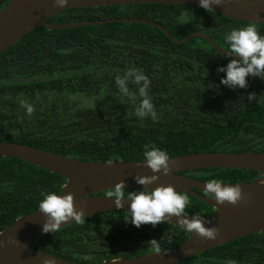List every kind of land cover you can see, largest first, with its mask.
Listing matches in <instances>:
<instances>
[{"label":"trees","instance_id":"obj_1","mask_svg":"<svg viewBox=\"0 0 264 264\" xmlns=\"http://www.w3.org/2000/svg\"><path fill=\"white\" fill-rule=\"evenodd\" d=\"M8 0H0V8ZM188 13V14H186ZM138 17L158 23L180 39L207 34L228 49L224 35L244 22L192 5L144 3L72 8L47 23ZM264 35V24H256ZM232 58L194 37L174 43L159 29L112 21L62 29L36 26L0 52V140L30 145L79 160H143L145 144L169 157L189 152H264V80L249 77L246 89L220 83L218 72ZM141 69L158 115H135L138 86L128 81L135 101L122 94L116 76ZM256 94L249 102L247 95ZM21 101L35 108L28 116ZM199 180L250 181L249 169L204 168L179 172ZM65 178L12 157L0 156V230L38 208L42 193L60 191ZM107 190L98 193L105 194ZM133 191V189H126ZM199 194L205 195L196 190ZM189 216H208L210 205L189 194ZM122 210L66 223L30 248L63 259L95 263L130 258L182 243L189 235L166 222L137 228ZM264 264V231L241 236L172 264ZM171 264V263H170Z\"/></svg>","mask_w":264,"mask_h":264},{"label":"water","instance_id":"obj_2","mask_svg":"<svg viewBox=\"0 0 264 264\" xmlns=\"http://www.w3.org/2000/svg\"><path fill=\"white\" fill-rule=\"evenodd\" d=\"M144 3L200 7L199 0H68L67 5L63 8L53 7V0H8L0 8V52L36 26L62 29L119 21L155 27L177 44L185 43L194 37H200L218 53L229 57L226 53L228 49L218 46L203 32H193L177 39L163 26L144 18H106L59 24L45 22L50 16L72 8ZM212 7V11L232 19L264 24V0H224L222 5H213ZM229 58L238 57L231 56ZM0 156L16 158L61 175L65 178V182L58 194L73 193L77 210L83 208L85 216L110 210L126 211L130 207V201H123V208L117 209L114 198H106L105 194L98 193L114 187L115 183L120 180L125 181L126 189L141 190L143 186L136 183L135 175H153L143 160L124 161L118 159L113 160L114 163L108 166L105 164L106 161L73 159L30 145L4 140H0ZM169 163L172 166L170 174H158L159 180L149 187L155 188L159 184H172L178 191L187 192L210 205L213 211L208 216H204L205 220L209 221L205 226H215L220 230L217 239L203 240L188 232V237L182 243L169 249H163L166 252L160 254H156L152 250L130 258H113L95 263L76 262L29 247L50 233L42 231L46 218L37 208L17 217L11 224L0 230V241L3 242V246L0 247V264H44L45 260L51 261V264H170L186 260L202 251L238 237L264 231V152H189L171 156ZM204 168L249 169L257 171L259 176L250 181L224 182L226 185L233 186L239 184L243 189L247 203L242 201L235 206L228 203L217 205L212 197L196 192L197 190L204 194L205 184L210 180H199L179 173ZM167 222L178 226L177 218L174 216L171 221ZM10 237L16 239L17 243H8Z\"/></svg>","mask_w":264,"mask_h":264},{"label":"clouds","instance_id":"obj_3","mask_svg":"<svg viewBox=\"0 0 264 264\" xmlns=\"http://www.w3.org/2000/svg\"><path fill=\"white\" fill-rule=\"evenodd\" d=\"M68 0H53V7L63 8ZM224 0H199V6L205 11L213 10V5L220 6ZM224 39L229 46L226 52L229 57L236 56L229 60L225 67H218V72L226 75L221 78L220 83L230 89H246L248 87L249 77H259L264 80V35H261L256 23H249L246 26L233 28L224 35ZM131 80L138 86V95L140 102L135 107V115L138 118L158 119L155 105L149 93V78L141 69H128L122 76H116V85L122 94L135 101L136 93L129 90L127 84ZM256 99L255 93L247 95L249 102ZM26 109V114L31 116L35 112L33 105L26 101H21ZM169 154L155 144H145L143 152V163L151 170L153 175L136 174L134 179L136 183L142 185L141 190L126 191L124 180L115 183L114 187L108 188L106 198H114V204L117 209L123 208V201H130V207L125 211L127 213L125 222H131L137 228L142 225H151L156 227L161 223L171 221L174 216L177 218V225L184 231L195 234L203 240H215L220 235V230L213 227H206L205 217L197 213L189 218L188 207L191 204L189 194L184 191H178L172 184H159L155 188L149 187L159 180L158 174L169 175L171 164L169 163ZM113 160L106 161V165L111 166ZM205 196L215 199L217 205L225 203L233 206L242 201L247 203L243 194V189L239 184L226 185L222 180L212 179L205 184ZM43 199L39 202L38 209L46 218L42 226L45 233L58 231L62 224L69 221L84 223L83 208L77 210L75 206L74 194H58L56 191L42 193ZM8 243H17L16 239L9 238ZM154 249L156 254L164 251L159 241L152 239L147 242ZM3 242L0 241V247ZM44 264H51V261L45 260ZM172 264V262H171ZM227 264H237L236 260H228Z\"/></svg>","mask_w":264,"mask_h":264},{"label":"flooded vegetation","instance_id":"obj_4","mask_svg":"<svg viewBox=\"0 0 264 264\" xmlns=\"http://www.w3.org/2000/svg\"><path fill=\"white\" fill-rule=\"evenodd\" d=\"M186 14H188V13H186Z\"/></svg>","mask_w":264,"mask_h":264}]
</instances>
